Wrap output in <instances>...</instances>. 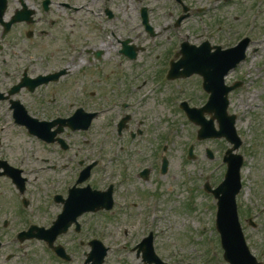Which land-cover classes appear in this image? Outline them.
<instances>
[{"label": "rangeland", "instance_id": "obj_1", "mask_svg": "<svg viewBox=\"0 0 264 264\" xmlns=\"http://www.w3.org/2000/svg\"><path fill=\"white\" fill-rule=\"evenodd\" d=\"M183 1L195 9L192 12V17L185 22L183 29L174 28L175 21L181 12L180 9H177V3L174 0H163L160 4L162 9L169 6L171 8L170 12L172 11L171 17L170 14L165 17L158 15V18H162L163 24H168L170 20L173 24L171 31L165 34L166 36H169L170 33L172 35L170 41L168 38L164 40L167 44V50L172 45L177 47L180 34L184 37L187 30L191 33H194L193 30L201 33L199 28L201 23L208 24L210 22L214 25V30L218 25L230 27L238 38L245 30L252 11L256 10V7L262 9L258 11L261 18L260 25L251 31V34L254 35V44L249 49L247 62L232 74L228 81L232 82L238 79L245 82L242 89L233 92L229 96L231 101L229 110L239 116L238 132L248 139L247 146H243L240 152L247 151L250 142L255 150L264 152V148L262 149L263 142L261 141V130L264 126V0H232L229 5H226L223 0ZM117 2L132 3V11L136 16L134 10L136 5L134 3H138L137 0H118ZM150 2L155 4V0H150ZM199 7L214 9L202 13L199 12ZM204 14L207 15L204 17ZM40 15L42 17V14ZM60 15L61 13L51 14L50 18L54 21ZM63 15H65V21L72 30V36L82 37L84 31L80 29L79 24L72 21L65 12H63ZM235 17L240 18L239 21L238 19L236 21ZM45 19L46 17L43 15V19L37 20L38 23L34 25L37 30L48 29V26L42 23ZM132 22L134 23V20ZM158 24L160 25V20ZM160 28L165 29L161 25ZM59 30L60 28L56 27L53 33ZM46 34H49V32H46ZM221 35L223 34L221 33ZM93 36L94 31H92V38ZM61 48L63 49V47ZM90 78L92 77L85 79L87 80L86 87L80 83V80L63 81L60 95L57 96L59 103L55 107L47 104L46 107H42L41 104L36 102L34 106V100L27 95L19 98L23 101L27 100L32 109L38 113L37 116L45 119H52L56 114L69 115L70 112H73L82 104V100L86 101L87 105L84 104V108L88 111H98L100 116L96 120L93 130L80 133L78 136L89 137L94 142H106L107 150L103 152L108 155L100 159L101 162L96 168L97 170L94 171L95 174L91 180L92 186L94 188H107L111 183H115L117 187L116 205L118 203L125 204L128 201L131 203L139 201L141 203L140 200L147 203V201L156 199L152 205L154 212L148 213V209H145L147 214L143 216H137L139 213L137 211H133L132 214L128 215L125 210H116L111 217H105L103 214L102 217L93 215L91 223L95 234L99 233L101 235V225L104 222L103 230L106 235L104 234L105 238L104 236L100 238L103 239L106 245L115 250L116 246L124 240L126 231L135 234V237L138 236L137 241L144 234L153 231L158 235L157 252L165 259H171L174 264H187V262L216 264L217 259L220 263L223 262V251L221 245L217 243V235H215L216 204L214 206L213 197L203 190V185L208 181L215 187L223 181L227 170V166L223 163V156L230 146L225 140L197 141L198 127L188 120L179 105L174 102L172 104L170 100L172 98L178 99V103H180L183 100L190 99L186 97L190 95L193 97L189 100L191 106L199 107L200 103H202L200 106L204 105L208 99L200 93L198 80L190 79L187 82L188 92L183 95L182 90L184 87L181 89V82L164 83L158 88V80L146 76L119 79L118 91L131 93L128 96L131 100H119L122 94L119 92L117 95L115 80L112 77L100 74L99 77L93 76L92 79ZM15 81L16 78L9 79L8 85ZM183 84L186 86V83ZM82 88L84 90H81ZM48 92H50L49 98H52L53 90L49 89ZM141 97H146L143 102L139 101ZM70 102L75 103L74 107H71ZM122 102H134L138 105V108L127 111L116 108L121 107ZM258 106L260 108L257 111H250V108ZM2 108L0 107V121L2 118L7 117ZM129 113L133 117L128 130L119 135L116 124L123 116L130 115ZM142 119L146 122L145 128L148 132L144 142L139 143L135 138L132 139V135L134 133L136 134L134 137H138V130L143 129ZM112 120H115L114 123H112ZM0 126H4L2 122H0ZM0 137L3 144L8 143V158H12L14 163L18 165L20 161L24 160L26 176L30 182L23 196H26L30 201L39 200V203L41 200L50 201L49 196L52 194L48 190L50 184L59 183L56 191H63L65 186L74 180L76 171L72 169L67 172L60 171L56 173L43 171V168L47 167L48 164L56 162L57 157L46 161L44 157L50 156L49 149L43 148V145L30 137L24 129L15 127L9 111L8 133L1 132ZM191 144L195 145V155L197 157L195 161L188 157V149ZM207 150L214 153L215 158L213 160L209 159ZM34 153L36 157L33 155ZM164 156L168 160L169 166L167 173L161 174V163ZM248 156L251 162L244 168L245 189L240 201L243 210L249 212L259 211L261 215L264 212V190L260 181L263 177L264 161L261 165L260 162L258 163L256 171V165L253 164L256 161L253 162L250 154ZM117 161L121 164L116 165L117 168H115L114 164ZM144 168H150L147 179L139 177ZM251 168L255 173L251 171ZM188 179L192 181L194 187L200 190L194 197L199 207L195 211L192 209L186 211L183 207L185 196L188 197L186 190ZM20 197L21 195L8 177L0 176V240L5 244V248L0 253V264L25 263V256L23 257L25 253H28L27 264H57L38 241L32 240L20 243L17 240L16 234L26 227L27 221L36 220L27 211H20L21 206H19L18 199ZM157 198H160L161 204ZM188 200L190 201V196ZM49 203H46V206L42 207L41 210L39 207V211H44L43 215L46 218L53 217L58 212L57 207L53 203ZM6 205L8 206L5 209ZM36 206L37 204L34 203L35 211L38 209ZM5 210H8L7 216L4 215ZM153 214H156L159 220L156 221V225L151 227L150 216H153ZM22 215H25V218ZM29 216L30 218H28ZM5 220L8 222L7 227H4ZM262 220L263 217L260 216L258 222L261 223ZM260 239L263 240L261 237ZM112 254L107 264H118L116 254L111 260ZM11 255H17V258L9 260L8 257ZM130 257L131 260L126 261L127 264H143L141 260L136 258L135 254L130 255ZM212 257L215 259L213 262Z\"/></svg>", "mask_w": 264, "mask_h": 264}, {"label": "flooded vegetation", "instance_id": "obj_2", "mask_svg": "<svg viewBox=\"0 0 264 264\" xmlns=\"http://www.w3.org/2000/svg\"><path fill=\"white\" fill-rule=\"evenodd\" d=\"M44 1L0 0V107H3L2 109L7 114V117L2 118L0 121L4 125L0 126V133L4 131L8 133V111L12 114L11 108L8 107V94L23 79H37L50 74L62 73L60 80L55 83L40 86L35 92H32L27 87L22 88L17 94L18 98L24 95L31 97L34 100V106L36 103H39L42 107H46V104L55 107L59 103L57 96L60 95V88L63 81L68 82L71 79L80 80V83L86 87L87 80L85 79L88 77H99L102 74L103 76H110L116 80L122 75L119 71L124 67L123 74L125 73L126 77L146 76L156 80H163L167 77L173 61H178L182 58L176 57V54L180 51L181 44L183 46L184 44H188L198 47L207 43L209 44L208 47L211 48V52L215 53L217 52V48L215 47L222 46L228 49L235 45L237 40V34L233 32L232 28H227L226 26L222 30L221 27L225 25H218L212 33L210 30L205 33L195 32V30H193L194 33H191L187 30L184 37L180 34V42L177 45V49L172 45L167 50V44L164 40L168 38L170 41L172 35L171 33L169 36L165 34L171 31L173 24L171 20L168 24H163L161 17H165L168 14L171 17L172 11L170 12L171 8L169 6L163 9L160 7L163 0H155V4L150 2V0H137L138 3H134L136 5L134 6L136 16L132 11V3H118V0H50L51 2L48 5ZM176 1L180 4L178 9H180L181 15L179 14L176 19L174 28L183 29L186 24L185 22L192 17V12L195 9L183 0ZM169 5L171 6V4ZM145 9L146 12L144 13ZM63 12L68 14L72 21L79 24L80 29L84 31L82 37L72 36V30L65 21ZM60 13L61 15L52 21L53 19L50 18V15ZM40 14H42V17ZM159 14L161 17L158 18ZM43 15L46 19L42 23H45L48 29L37 30L34 25L38 23V19H43ZM144 15L147 17L151 30L146 26ZM183 16H185V19L178 24V19ZM237 19L239 21L240 18L235 17L236 21ZM133 20L134 23L132 22ZM159 20L160 25L165 27L164 30L160 28L158 24ZM8 23H12V26L9 32H6V24ZM56 27H59L60 30L53 33ZM92 31H94L93 38ZM46 32H49V34H46ZM122 77L125 76L123 75ZM12 78H16V81L8 85V80ZM195 78L198 79L199 87L205 93L204 95L208 97V94L203 90V77L196 76ZM227 82L228 87L236 84V82ZM238 83H241V85L244 84L243 81H239ZM49 89L53 90L52 98H49ZM81 90H84V88ZM34 95L37 96L33 98ZM23 103L27 107H31L27 100H24ZM71 107H74V105ZM35 114L38 117V113L35 112ZM261 131L263 149L264 126ZM73 134L75 133L67 130L63 135L68 145L57 142L45 144L39 141L43 145V148L46 147L49 149L50 156L44 157L46 161H49L50 158L57 157V161L50 168L51 172H67L69 169H72L76 173L73 183L66 185L63 191H56L59 183L53 185L52 189H48L52 192L49 196L50 201L41 200L39 203L38 200L36 202L38 209L35 211L34 208L32 212L34 213L33 219H36L33 221L34 226L38 228L49 230L53 226L54 220L63 212L66 200L69 198L70 192L73 189L93 187L91 182L82 186L76 185L78 175L93 161H91V155L88 152L89 140L83 136ZM61 145L63 147L68 146V150L62 149ZM250 156L253 158V162L256 161L253 164L256 165L257 171L258 163L260 162L261 165L262 161H264V152L255 151ZM23 161H20L18 165L14 163L12 158H8V143L3 144L2 138L0 137V174L5 175V170H8L6 163H10L16 169L24 170ZM96 168L94 169L95 171L97 170ZM251 171L254 172L252 168ZM260 182L264 190V168L263 177ZM94 189L99 191L106 190V188L102 187H96ZM140 201L141 203L139 201H133L132 203L128 201L125 203V209L115 208V210H125L128 215L132 214L133 211L139 212L137 216L146 215L147 211L145 209L150 207L152 200L147 201V203L144 201L146 204L142 202L143 200ZM48 202L53 203L58 209L57 213L54 212L56 213L54 214L55 217L46 218L43 215L44 211H39V207L41 210ZM7 206H5V209ZM32 206V203L28 202L27 208L30 209ZM238 208L240 222L243 226L248 244L259 261L264 264V212L260 215L259 211L249 212L248 210H243L240 200L238 202ZM7 214L8 210H5L4 215L7 216ZM92 215V212H86L81 215L69 231L59 237L56 242V246L64 247L67 255L70 256L69 262L55 256L52 250L47 248L44 241L38 242L57 264H86V256L91 251L90 242L95 236L91 223ZM260 216L263 217L261 223L258 222ZM25 229L28 231V225H26ZM43 233L45 231L33 232L36 235ZM132 237V233L127 232L125 234L124 240L131 239V243L128 246L124 245L116 252L118 264H127L131 260V257L128 260L123 259L122 256L125 253L129 254V256L135 254L136 258L140 260L138 250H134V247L139 243V240L137 241L138 237L134 238L136 240L135 246L133 245ZM14 256L11 255L8 259L10 260ZM23 257L27 264L28 253H25ZM108 260H110V254L106 259V264ZM134 261L137 262L136 260ZM170 261L172 262V260Z\"/></svg>", "mask_w": 264, "mask_h": 264}, {"label": "water", "instance_id": "obj_3", "mask_svg": "<svg viewBox=\"0 0 264 264\" xmlns=\"http://www.w3.org/2000/svg\"><path fill=\"white\" fill-rule=\"evenodd\" d=\"M247 46L248 40L241 43L240 46L235 49L228 51L219 50L217 52V57L214 59L205 58L204 53H193L190 50L184 51L183 54L185 59L181 62L180 66L186 69V73L184 75H179L178 71L180 67H178V69L173 71L172 75L177 77H188L192 73H200L205 76L209 91L213 94L208 107L200 111L199 116L194 115L196 121L200 122L205 112L216 113V116L220 120L223 122L226 120L225 110L228 106L227 94L230 92V89L226 90L224 88V77L230 70L236 68L240 62L244 60ZM189 113L192 117L194 111H189ZM234 123L235 121L233 120L231 122L232 127L229 134L222 133L221 136L226 135L229 141L236 144L235 148H238L240 141L236 136ZM27 124L28 126L32 125V132L38 134V129L35 126L36 122H28ZM69 124L74 128L80 127L77 119L70 120ZM84 128H86V126H84ZM210 129L211 128L208 127L206 128V130ZM232 152L233 150H230L225 159L229 168L225 182L214 191L208 184L206 188L219 199L217 228L222 237V245L225 250L226 260L231 264H260L256 261V258L250 254L238 222L236 197L241 189L240 169L242 166V158L233 155ZM166 168L167 163L165 162L164 171ZM13 177L15 178V182H17V177ZM106 197V199H103V197L93 194L92 203L84 200L83 204H87L89 206L88 209H92L93 211L101 208L110 209L112 206L111 193L107 194ZM78 206V199L72 197L71 202H68L66 206L65 213L60 217V221L70 218L72 216L71 211ZM93 245L94 249L90 259H92L93 264H103L107 250L98 241H95ZM147 255L150 256V251L147 252Z\"/></svg>", "mask_w": 264, "mask_h": 264}]
</instances>
